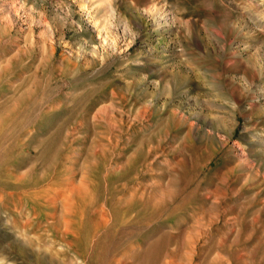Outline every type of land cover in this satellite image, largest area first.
Listing matches in <instances>:
<instances>
[{"label": "rangeland", "instance_id": "1", "mask_svg": "<svg viewBox=\"0 0 264 264\" xmlns=\"http://www.w3.org/2000/svg\"><path fill=\"white\" fill-rule=\"evenodd\" d=\"M0 264H264V0H0Z\"/></svg>", "mask_w": 264, "mask_h": 264}]
</instances>
